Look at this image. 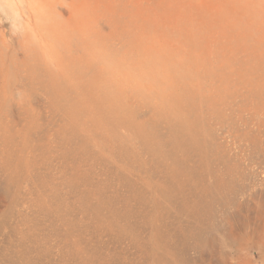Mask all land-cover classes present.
Masks as SVG:
<instances>
[{
	"label": "rangeland",
	"instance_id": "obj_1",
	"mask_svg": "<svg viewBox=\"0 0 264 264\" xmlns=\"http://www.w3.org/2000/svg\"><path fill=\"white\" fill-rule=\"evenodd\" d=\"M2 15L0 64L27 38ZM91 29L105 77L76 72L68 121L0 77V264H264V0Z\"/></svg>",
	"mask_w": 264,
	"mask_h": 264
},
{
	"label": "bare ground",
	"instance_id": "obj_2",
	"mask_svg": "<svg viewBox=\"0 0 264 264\" xmlns=\"http://www.w3.org/2000/svg\"><path fill=\"white\" fill-rule=\"evenodd\" d=\"M186 10L187 0H0V33L2 14L12 13L14 30L27 36L13 47L9 62L0 64V77H6L9 88L8 73H13L26 101L47 98L38 119L68 121L77 91L76 72L95 71L105 77L99 53L89 42L91 26H114L109 40L123 45L131 26H185ZM215 179L219 180L217 174ZM200 187L202 195L194 197L192 216L209 206L211 191L204 183ZM113 210L117 216L125 215ZM129 228L132 225L125 226ZM166 235L157 226V238ZM94 257L86 253L84 264H97Z\"/></svg>",
	"mask_w": 264,
	"mask_h": 264
}]
</instances>
